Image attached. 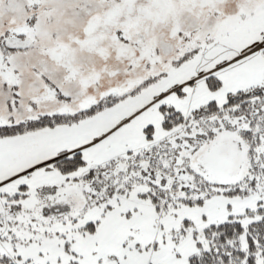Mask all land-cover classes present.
Returning a JSON list of instances; mask_svg holds the SVG:
<instances>
[{"label": "snow or ice", "instance_id": "1", "mask_svg": "<svg viewBox=\"0 0 264 264\" xmlns=\"http://www.w3.org/2000/svg\"><path fill=\"white\" fill-rule=\"evenodd\" d=\"M0 264H264V0H0Z\"/></svg>", "mask_w": 264, "mask_h": 264}]
</instances>
